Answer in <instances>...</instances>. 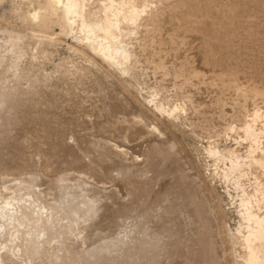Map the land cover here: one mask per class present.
<instances>
[{
    "label": "rangeland",
    "instance_id": "obj_1",
    "mask_svg": "<svg viewBox=\"0 0 264 264\" xmlns=\"http://www.w3.org/2000/svg\"><path fill=\"white\" fill-rule=\"evenodd\" d=\"M44 1L0 0V203L19 206L0 218L5 264H246L240 190L206 148L251 145L264 0H149L123 70L32 21ZM242 172L248 191L264 179Z\"/></svg>",
    "mask_w": 264,
    "mask_h": 264
},
{
    "label": "bare ground",
    "instance_id": "obj_2",
    "mask_svg": "<svg viewBox=\"0 0 264 264\" xmlns=\"http://www.w3.org/2000/svg\"><path fill=\"white\" fill-rule=\"evenodd\" d=\"M149 2V0H45L42 6L32 10L30 16L32 21H38V26L41 24L43 27L52 17H56L57 23L64 31L73 34L75 39L87 45L109 65L123 70L130 58L128 45L124 43L123 38L138 27L142 14L146 13L150 6ZM166 112L171 115L174 109ZM261 116L264 118V110L261 113L258 109L255 110L251 114L250 122L241 127L244 138L251 141L245 155L235 153L233 150L223 153L219 147L211 145L206 148L207 153L216 161H228L221 170L222 179L224 183L231 184L234 190H240V194H234L237 200L235 212L238 217L235 232L241 239L239 242L244 250L246 264H264V179L256 180L249 191L241 184L245 175L242 172L244 169L252 167L264 169V144L258 136L261 132H256L252 125ZM228 196L234 199L231 193H228ZM16 201V198H9L0 203V218L7 220L14 218V213L19 208L14 203ZM14 256L10 248L0 241V264L13 260Z\"/></svg>",
    "mask_w": 264,
    "mask_h": 264
}]
</instances>
